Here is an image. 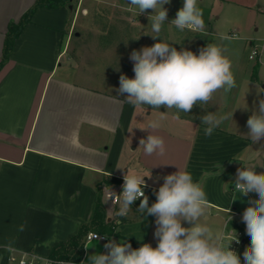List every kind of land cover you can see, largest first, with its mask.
Listing matches in <instances>:
<instances>
[{"label": "crops", "instance_id": "1", "mask_svg": "<svg viewBox=\"0 0 264 264\" xmlns=\"http://www.w3.org/2000/svg\"><path fill=\"white\" fill-rule=\"evenodd\" d=\"M35 1L0 0V264H17L10 260L13 253L47 258L84 224L90 227L84 246L92 245L84 248L85 264L89 255L107 251L109 239H126L139 248L154 234L155 217L141 216L140 199L127 217H117L119 205L104 197L103 188L120 183L128 170L151 173V179L144 178L151 206L163 177L178 168L202 184L210 203V229L236 230L242 243L233 241L231 248L243 260L250 237L242 215L249 199L258 196L240 198L232 184L242 164H255L257 173L264 172V139L253 143L246 122L236 130L219 126L206 136L202 122L177 119L163 109L147 112L128 103L111 82H94L95 71H79L67 54L75 9L86 0L37 7L3 59L10 24ZM200 8L205 29L232 11L234 25L247 32L244 39L264 45V0H213ZM153 120L159 122L158 129L148 128ZM150 133L164 139V156L143 153L139 141ZM98 202L105 222L114 225L111 234L91 224ZM90 233L104 238L88 239Z\"/></svg>", "mask_w": 264, "mask_h": 264}, {"label": "clouds", "instance_id": "2", "mask_svg": "<svg viewBox=\"0 0 264 264\" xmlns=\"http://www.w3.org/2000/svg\"><path fill=\"white\" fill-rule=\"evenodd\" d=\"M170 2L128 0L131 6L129 11L135 9L138 15L151 10L148 16L153 33L151 36L153 39L159 38V42L130 53L134 78L121 74L117 92L135 107L147 106L159 110L163 106L189 113L194 106L213 101L217 92L222 90L225 94L229 93L236 87V81L225 47L209 43L200 48L197 54L186 48L178 51L161 39L163 25L168 19V9L163 6ZM170 23L181 32H203L205 22L199 0H183L182 7ZM221 39L231 40L234 37L222 36ZM164 114L161 112V116ZM230 115L232 118L233 113ZM229 118V115L218 117L212 112L202 116V123L207 125L205 135L211 136ZM246 124L249 129L247 135L253 143L264 139V99H260L258 105L254 103ZM159 127L156 120L148 125L153 130ZM139 145L146 156H164L166 153L164 139L151 133L146 139H140ZM219 167L223 171L222 163ZM255 168V164H242L232 184L240 198L249 193L258 196V199H249V206L242 215L246 234L250 237V245L242 254L243 260L231 248L233 241L237 244L240 242L236 230L232 229L233 234L226 243L223 232L210 229L207 223L210 203L202 184L194 182L191 173L178 168V171L163 177V184L155 191L156 201L151 206L144 191L147 187L144 178L151 179V173L140 175L128 170L123 175L120 193L113 191L111 186L108 188L109 200L119 205L117 217H127L133 204L140 199L137 211L142 217L145 214L155 217L154 238L158 243L156 247L143 243L133 249L126 239L119 243L109 239L104 244L107 251L89 255V264H264V172L257 173ZM228 212L232 220L231 210L228 209ZM185 222L188 227L183 226ZM224 227H228L227 223ZM99 238L97 234L92 236V239Z\"/></svg>", "mask_w": 264, "mask_h": 264}, {"label": "rangeland", "instance_id": "3", "mask_svg": "<svg viewBox=\"0 0 264 264\" xmlns=\"http://www.w3.org/2000/svg\"><path fill=\"white\" fill-rule=\"evenodd\" d=\"M212 1L199 0V7L210 5ZM182 5L183 0H171L170 4L163 6L168 9V19L163 25L161 39L178 51L186 48L197 54L200 48L209 43L225 47L227 49L225 54L232 61L236 87L227 94L222 90L217 92L213 101L203 106L196 105L189 113L177 112L175 108L167 109L163 106L159 110L163 109L175 117L198 122H202L201 117L208 112L218 117L229 115L230 118L221 123L222 128L236 130L239 129V125L244 128L245 125L241 123L247 122L254 103L258 105L259 100L264 99V45H258L262 41L256 40L254 43L260 51V57L254 55L250 58L253 45L244 39L247 32L234 25L232 11L222 13L221 18L216 19L215 23L203 32L188 30L181 32L170 22ZM130 7L128 0H86L75 9L77 17L67 55L79 71L98 73V79H94L96 83L102 79L101 82L104 80L119 87L121 74L134 78L133 62L129 59L130 53L159 42V38L153 39L151 36L153 35L151 21L148 20L151 10L138 15L135 9L129 11ZM234 30L237 31L235 37L231 35ZM222 36L234 37V39L224 40L221 39ZM144 108L147 112L156 110L147 106ZM151 115L153 118L155 113L152 112ZM185 224L186 227L189 226ZM148 243L153 247L157 246L158 241L154 238V234L148 237Z\"/></svg>", "mask_w": 264, "mask_h": 264}, {"label": "trees", "instance_id": "4", "mask_svg": "<svg viewBox=\"0 0 264 264\" xmlns=\"http://www.w3.org/2000/svg\"><path fill=\"white\" fill-rule=\"evenodd\" d=\"M69 3V0H36L34 5L29 8L21 17L18 22L10 24L5 42L4 58L8 56L12 43L19 32L22 30L24 24L30 21L34 10L39 6L57 7L64 6ZM258 64L256 65V68ZM119 182V180H117ZM106 215L102 205L98 202L95 206V211L91 224L97 226V230L104 234H111L114 232V225L110 222L106 223ZM90 227L88 225H82L79 231L71 236L67 241L57 244L51 250L48 258L57 260H71L78 261L83 258L84 255V242Z\"/></svg>", "mask_w": 264, "mask_h": 264}, {"label": "built area", "instance_id": "5", "mask_svg": "<svg viewBox=\"0 0 264 264\" xmlns=\"http://www.w3.org/2000/svg\"><path fill=\"white\" fill-rule=\"evenodd\" d=\"M232 36H236L235 33L231 34ZM259 53V49L257 47V45H253V50L252 53L250 54V58L254 57V55H258ZM123 179L120 181V183L111 186L112 190L115 191L116 193H120L122 191V185H123ZM108 186H105L103 188V195L106 199L109 200V196H108ZM145 191V188H144ZM111 202V200H109ZM113 205H118L115 203H112ZM234 214H237V212L233 211ZM239 234H241V231H238ZM93 234H97L99 237L104 238L102 235H99L98 233H90L88 235V239H92ZM233 234V231L231 229L227 230L224 232L225 238H231ZM239 243H242L241 241ZM10 260L16 262L17 264H82V260H78V261H71V260H62V259H51V258H41L38 257L34 254H22V255H16V254H11L10 255ZM83 264H85L83 262Z\"/></svg>", "mask_w": 264, "mask_h": 264}, {"label": "water", "instance_id": "6", "mask_svg": "<svg viewBox=\"0 0 264 264\" xmlns=\"http://www.w3.org/2000/svg\"><path fill=\"white\" fill-rule=\"evenodd\" d=\"M158 8H159V6H158Z\"/></svg>", "mask_w": 264, "mask_h": 264}]
</instances>
